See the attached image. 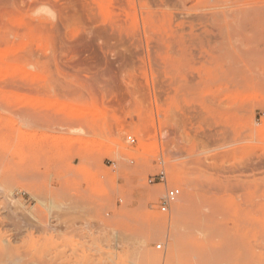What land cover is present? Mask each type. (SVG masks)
<instances>
[{"label":"rangeland","instance_id":"obj_1","mask_svg":"<svg viewBox=\"0 0 264 264\" xmlns=\"http://www.w3.org/2000/svg\"><path fill=\"white\" fill-rule=\"evenodd\" d=\"M2 249L264 264V0H0Z\"/></svg>","mask_w":264,"mask_h":264},{"label":"bare ground","instance_id":"obj_2","mask_svg":"<svg viewBox=\"0 0 264 264\" xmlns=\"http://www.w3.org/2000/svg\"><path fill=\"white\" fill-rule=\"evenodd\" d=\"M130 138V137H129ZM207 180H205V182L203 183L205 186H202V188H203V190L201 191H199V192H203V197H204V200L207 202V205L206 206H204L205 207V209L206 210H208V211H210V212H207V213H205V216L206 217H208V218H212L213 217V215H214V213H213V208H212V205H210V199H209V197H208V195H209V193L211 192V189L215 186V185H219V183L217 182V181H215V180H213L212 178H210L209 177V179L208 178H206ZM221 183V186H222V182H220ZM199 186V185H198ZM206 187V188H205ZM185 200H184V203H182V204H180V205H178L177 206V211L179 212V211H182L186 206H189L191 203H193L194 202V198L195 197H197V195H198V190H195V186H189V184L188 185H186V187H185ZM166 196V195H165ZM178 200V199H177ZM176 200V201H177ZM171 210V209H170ZM179 214H181V212L179 213ZM203 218H204V216H203ZM2 248H4V246L2 247ZM5 248H6V246H5ZM9 247H7V249H8ZM10 249V248H9ZM8 249V250H9ZM3 250V249H2ZM5 250V249H4ZM4 250H3V252L0 254V255H2L3 254V256H4V254H5V256H4V258H3V256H2V260L4 259V261L6 260L5 258L6 257H10V256H8V255H10V253H7L8 252V250L7 251H5V253H4ZM9 252H10V250H9ZM1 257V256H0ZM16 257V256H15ZM1 259V258H0ZM10 259H11V257H10ZM10 259H8V260H10ZM152 259H154V257L152 256ZM13 260V259H12ZM48 260V259H47ZM201 260V259H200ZM1 261V260H0ZM7 261V260H6ZM11 261V260H10ZM202 261L203 260H201V263L200 262H198V263H200V264H203L202 263ZM8 263V262H7ZM11 264H13L12 262H11ZM14 264H16V263H14Z\"/></svg>","mask_w":264,"mask_h":264},{"label":"built area","instance_id":"obj_3","mask_svg":"<svg viewBox=\"0 0 264 264\" xmlns=\"http://www.w3.org/2000/svg\"><path fill=\"white\" fill-rule=\"evenodd\" d=\"M131 143H134L135 140L130 137L128 139ZM164 183L167 184V175L165 172H162L158 175L152 176L150 179V183ZM181 190L179 188H170L166 192V196L163 198V201L160 205V211L163 213H169L172 204L180 197ZM159 249L162 248V245L158 247Z\"/></svg>","mask_w":264,"mask_h":264}]
</instances>
